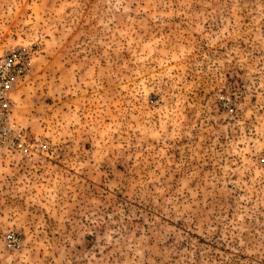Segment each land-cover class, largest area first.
Returning <instances> with one entry per match:
<instances>
[{
    "label": "rangeland",
    "instance_id": "374dc122",
    "mask_svg": "<svg viewBox=\"0 0 264 264\" xmlns=\"http://www.w3.org/2000/svg\"><path fill=\"white\" fill-rule=\"evenodd\" d=\"M14 48L0 264H264V0H0Z\"/></svg>",
    "mask_w": 264,
    "mask_h": 264
},
{
    "label": "built area",
    "instance_id": "2783aa9c",
    "mask_svg": "<svg viewBox=\"0 0 264 264\" xmlns=\"http://www.w3.org/2000/svg\"><path fill=\"white\" fill-rule=\"evenodd\" d=\"M32 71L33 60L25 50L14 48L0 56V151L5 153H31L25 134L12 116V95ZM7 241L9 246H17L14 237L8 236Z\"/></svg>",
    "mask_w": 264,
    "mask_h": 264
}]
</instances>
